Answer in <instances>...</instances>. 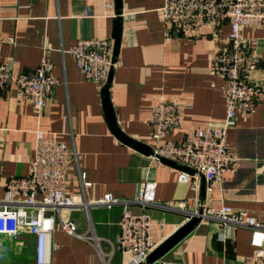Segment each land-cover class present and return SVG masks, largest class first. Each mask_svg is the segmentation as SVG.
Returning <instances> with one entry per match:
<instances>
[{
  "label": "crops",
  "instance_id": "obj_1",
  "mask_svg": "<svg viewBox=\"0 0 264 264\" xmlns=\"http://www.w3.org/2000/svg\"><path fill=\"white\" fill-rule=\"evenodd\" d=\"M113 1L109 9L105 0H0V59L10 60L15 73L29 71L51 44L47 54L59 80L40 113L14 86L0 91V186L13 176L29 174L36 132L43 131L57 134L69 147L70 195L86 200L106 193L132 197L139 184L149 180L157 184L158 201L186 200L190 209L227 204L264 222V96L252 112L239 111L228 142L240 161L221 182H209L203 175L180 182L182 170L136 150L113 133L104 108V85L86 81L68 51L80 38H113ZM163 5L164 0H122L121 45L110 88L119 126L147 144L152 134L148 120L161 101L180 106L181 125L169 132V139L180 140L191 129L220 123L226 116V81L214 71L213 60L228 46L229 23L215 36L207 30L205 35L186 37L165 23ZM242 33L264 66V25L246 26ZM85 181L91 185L85 186ZM148 212L158 245L187 222L183 213ZM65 215L77 222L79 233L95 238L69 234L57 222L49 264L131 263V255L116 243L121 208L92 206ZM223 232L218 223L202 221L164 258L186 264H241L254 256L250 230L234 228L226 241ZM0 264H39L36 237L26 232L18 238L0 235Z\"/></svg>",
  "mask_w": 264,
  "mask_h": 264
},
{
  "label": "built area",
  "instance_id": "obj_2",
  "mask_svg": "<svg viewBox=\"0 0 264 264\" xmlns=\"http://www.w3.org/2000/svg\"><path fill=\"white\" fill-rule=\"evenodd\" d=\"M105 5L111 9L114 1L105 0ZM161 12L165 23L186 37L205 35L207 30L215 36L223 24L229 23L228 46L217 51L213 60L214 71L226 81L225 119L191 129L180 140L167 138L173 128L181 125L178 102H159L152 108L148 120L152 126L149 143L154 152L152 156L165 157L195 170L194 175L180 171V182H190L196 175H203L209 182H221L226 173L237 170L240 161L228 142L238 113L252 112L264 96V66L242 33L246 26L264 25V0H164ZM51 49V44H46L39 65L21 73H15L10 60L0 59V91L14 86L17 94L28 98L40 113L59 84L53 75V61L47 54ZM113 49V38H80L68 51L86 81L105 85L111 68L116 65ZM70 155L68 145L57 134L37 131L29 174L13 176L0 186V235L11 238H18L24 232L34 235L39 264L51 262V241L57 222L69 234L95 238L79 233L77 222L65 215L67 211L92 206L121 208L116 243L121 251L131 255L130 264H186L164 257L153 263L147 262L158 246L153 234L154 223L148 212L151 209L183 213L187 221L199 217L201 222H216L224 230L223 241L230 237L234 228L250 230V244L255 248V254L241 264H264V222L247 210L227 204L220 207L201 204L200 208L190 209L186 200L161 202L156 198V182L149 180L141 182L132 197L106 193L95 200H86L67 192ZM81 177L84 180L86 174L82 173ZM84 185L91 183L85 181ZM132 207L142 211L133 212Z\"/></svg>",
  "mask_w": 264,
  "mask_h": 264
},
{
  "label": "water",
  "instance_id": "obj_3",
  "mask_svg": "<svg viewBox=\"0 0 264 264\" xmlns=\"http://www.w3.org/2000/svg\"><path fill=\"white\" fill-rule=\"evenodd\" d=\"M115 12H116V17L114 20V27H113V40H114L113 63H116L118 60V55H119V50H120V45H121V34H122L121 14L123 12L122 11V0H115ZM113 75H114V66L111 68L108 80L102 89L104 108H105L106 116L110 124V127L113 133L124 143L128 144L129 146L135 148L136 150L146 155H153L154 154L153 149L149 144L129 136L119 126L113 106L111 104V100H110V88L112 85ZM160 160L163 163L173 166L175 168H178L180 170L187 171L192 174L196 173L195 170H193L192 168H189L185 165H181L174 160H171L165 157H160ZM200 222H201V219L199 217H193L189 221L184 223L173 234H171L161 244H159L153 252L150 253V255L148 256L147 262L153 263L156 260L164 257L183 238H185L188 234H190ZM140 264H145V263H140Z\"/></svg>",
  "mask_w": 264,
  "mask_h": 264
}]
</instances>
